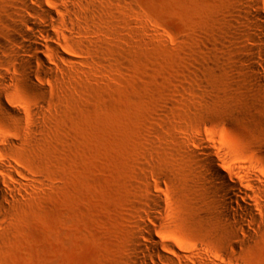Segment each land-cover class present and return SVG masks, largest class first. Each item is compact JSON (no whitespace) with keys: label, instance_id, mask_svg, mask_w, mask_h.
<instances>
[{"label":"rangeland","instance_id":"374dc122","mask_svg":"<svg viewBox=\"0 0 264 264\" xmlns=\"http://www.w3.org/2000/svg\"><path fill=\"white\" fill-rule=\"evenodd\" d=\"M237 1L102 0L97 31L74 41L78 70L35 116L43 125L35 140L23 146L29 117L16 133L0 111V138L21 140L8 158L44 181L0 211V264H137L138 208L148 183L158 191L156 177L166 211L152 228L163 230L162 246L146 248L172 256L167 243L197 246L194 256L178 250L180 264H229L223 251L234 264H264V226L247 245L224 248L220 226L194 208L199 171L189 135L204 134L228 165L246 161L259 173L264 164V87L233 65ZM12 2L0 0V37ZM4 99L35 103L16 82Z\"/></svg>","mask_w":264,"mask_h":264},{"label":"bare ground","instance_id":"6f19581e","mask_svg":"<svg viewBox=\"0 0 264 264\" xmlns=\"http://www.w3.org/2000/svg\"><path fill=\"white\" fill-rule=\"evenodd\" d=\"M102 0H13L8 15L1 19L5 28L0 37V66L13 70V74L0 71V111L5 119L15 124L18 133L29 117L27 138L23 146L35 140L34 134L43 125L36 115L44 116L49 109L50 94L53 88L63 86L64 77L78 70L80 61L74 58L76 36L97 31L100 26ZM121 2L122 0H109ZM235 13L234 68L245 70L248 81L261 89L264 87V0L237 1ZM88 41L81 44L88 46ZM96 63L99 60H94ZM41 70H39V68ZM18 83L27 95L34 99L33 106L18 108L4 99V93L11 84ZM57 85V86H56ZM264 141V127H259ZM199 171L198 203L194 208L201 220H211L220 226L218 231L223 247L230 249L247 245L260 233L264 226V164L256 166L257 171L246 161L228 165L224 153L209 143L206 136L197 132L196 137L189 135ZM21 143L17 135L0 138V211L8 212L10 204L32 193L44 184L42 177L15 166L8 158L12 148ZM26 143V144H25ZM260 148L264 150V142ZM225 168L234 173L238 168L246 173V178L227 177ZM192 176L195 177L194 173ZM150 185V183H148ZM148 186L147 195L138 208V230L134 234L133 254L137 264L165 262L180 264L179 251L194 256L197 246L187 248L175 242L167 243L172 256L146 248L147 243L158 248L161 245L158 229L166 211L165 199L161 193V178L156 177L153 184L158 191ZM197 194V193H196ZM237 197L241 198L238 202ZM155 227V228H152ZM221 258L229 264L225 251Z\"/></svg>","mask_w":264,"mask_h":264}]
</instances>
